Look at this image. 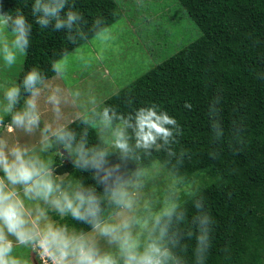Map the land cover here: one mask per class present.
<instances>
[{
    "label": "clouds",
    "instance_id": "clouds-1",
    "mask_svg": "<svg viewBox=\"0 0 264 264\" xmlns=\"http://www.w3.org/2000/svg\"><path fill=\"white\" fill-rule=\"evenodd\" d=\"M79 4L0 5L5 70L28 56L34 28L63 32L73 46L52 61L51 80L32 66L15 81H0V264H34L37 258L41 264H188V242H194V264H206L215 221L181 171L191 153L176 147L183 135L177 119L155 103L137 106L131 96L122 112L90 86L55 82L70 79L73 62L91 69L118 39L103 18L89 20ZM135 5L144 8V0ZM89 33L98 57L79 45ZM221 99L217 94L208 105L214 146L207 154L213 160L225 135ZM183 107L192 109L187 101ZM230 134L242 146L243 122H234ZM241 150L233 148L234 154ZM65 165L79 177L61 174Z\"/></svg>",
    "mask_w": 264,
    "mask_h": 264
},
{
    "label": "trees",
    "instance_id": "trees-1",
    "mask_svg": "<svg viewBox=\"0 0 264 264\" xmlns=\"http://www.w3.org/2000/svg\"><path fill=\"white\" fill-rule=\"evenodd\" d=\"M178 1L200 36L104 102L122 112L128 110L124 100L129 96L137 106L155 103L181 125L183 135L176 147L191 153L182 173L190 181L203 175L211 178L197 187L215 221L206 264H264V0ZM0 5L14 10L20 0H0ZM78 7L89 20L101 17L108 26L119 16L115 0H80ZM72 47L63 32L41 33L34 28L32 46L17 79L32 66L52 77V61L59 58L61 50L71 51ZM217 94L222 98L219 107L225 135L219 141L220 155L213 160L207 154L214 146L208 105ZM185 101L191 103V110L183 107ZM234 122L245 126L242 146L230 134ZM90 136L95 142V134ZM241 147L239 154H234L233 148ZM59 171L80 175L70 165ZM186 206L191 214L190 201ZM188 243L185 256L188 264H194V242Z\"/></svg>",
    "mask_w": 264,
    "mask_h": 264
},
{
    "label": "rangeland",
    "instance_id": "rangeland-1",
    "mask_svg": "<svg viewBox=\"0 0 264 264\" xmlns=\"http://www.w3.org/2000/svg\"><path fill=\"white\" fill-rule=\"evenodd\" d=\"M115 1L119 16L109 26L118 39L112 48L104 53L102 60L97 58L88 71H82L73 62L70 79L66 82L55 81L56 83L81 88L90 86L104 100L201 34L178 0H144L145 7L142 9L136 7L135 0ZM80 46L86 49L88 55L98 57L99 46L92 38ZM23 59L24 57L19 58L10 70H5L0 64V81L17 80ZM53 78L54 75L49 77L50 80ZM101 88L106 91L101 92ZM203 173L205 172H200ZM205 180L207 175L191 181L198 187ZM209 181L211 178L208 176L206 182ZM25 254L32 260L30 252ZM34 264L41 262L37 258Z\"/></svg>",
    "mask_w": 264,
    "mask_h": 264
},
{
    "label": "crops",
    "instance_id": "crops-1",
    "mask_svg": "<svg viewBox=\"0 0 264 264\" xmlns=\"http://www.w3.org/2000/svg\"><path fill=\"white\" fill-rule=\"evenodd\" d=\"M93 90H96V89H93ZM100 90H101V92H102V91H106L105 89H102V88H101Z\"/></svg>",
    "mask_w": 264,
    "mask_h": 264
}]
</instances>
